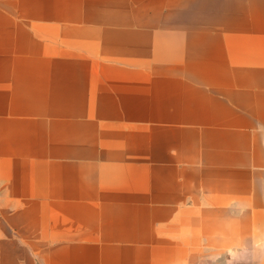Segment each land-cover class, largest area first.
<instances>
[{"label":"crops","instance_id":"crops-1","mask_svg":"<svg viewBox=\"0 0 264 264\" xmlns=\"http://www.w3.org/2000/svg\"><path fill=\"white\" fill-rule=\"evenodd\" d=\"M0 264H264V0H0Z\"/></svg>","mask_w":264,"mask_h":264}]
</instances>
